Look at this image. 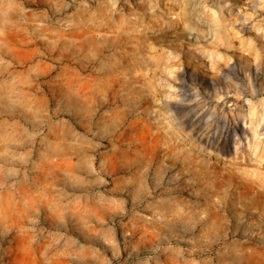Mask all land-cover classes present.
I'll use <instances>...</instances> for the list:
<instances>
[{
    "label": "rangeland",
    "instance_id": "374dc122",
    "mask_svg": "<svg viewBox=\"0 0 264 264\" xmlns=\"http://www.w3.org/2000/svg\"><path fill=\"white\" fill-rule=\"evenodd\" d=\"M0 264H264V0H0Z\"/></svg>",
    "mask_w": 264,
    "mask_h": 264
}]
</instances>
